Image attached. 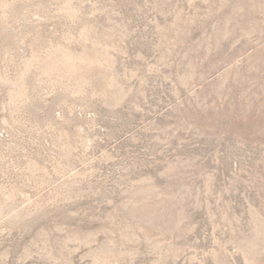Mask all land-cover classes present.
I'll return each mask as SVG.
<instances>
[{"label": "rangeland", "instance_id": "374dc122", "mask_svg": "<svg viewBox=\"0 0 264 264\" xmlns=\"http://www.w3.org/2000/svg\"><path fill=\"white\" fill-rule=\"evenodd\" d=\"M0 264H264V0H0Z\"/></svg>", "mask_w": 264, "mask_h": 264}]
</instances>
